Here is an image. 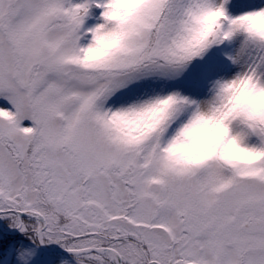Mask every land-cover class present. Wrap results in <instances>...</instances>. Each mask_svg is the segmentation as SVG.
<instances>
[{"label": "snow or ice", "instance_id": "snow-or-ice-1", "mask_svg": "<svg viewBox=\"0 0 264 264\" xmlns=\"http://www.w3.org/2000/svg\"><path fill=\"white\" fill-rule=\"evenodd\" d=\"M0 264H264V0H0Z\"/></svg>", "mask_w": 264, "mask_h": 264}]
</instances>
